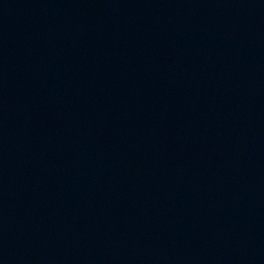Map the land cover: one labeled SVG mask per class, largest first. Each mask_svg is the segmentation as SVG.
Instances as JSON below:
<instances>
[{"label": "water", "instance_id": "95a60500", "mask_svg": "<svg viewBox=\"0 0 264 264\" xmlns=\"http://www.w3.org/2000/svg\"><path fill=\"white\" fill-rule=\"evenodd\" d=\"M0 264H264V0H0Z\"/></svg>", "mask_w": 264, "mask_h": 264}]
</instances>
